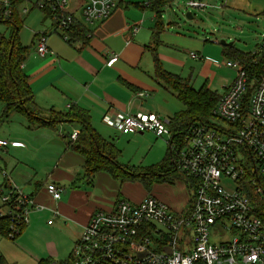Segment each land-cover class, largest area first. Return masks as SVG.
Instances as JSON below:
<instances>
[{"label": "built area", "instance_id": "built-area-1", "mask_svg": "<svg viewBox=\"0 0 264 264\" xmlns=\"http://www.w3.org/2000/svg\"><path fill=\"white\" fill-rule=\"evenodd\" d=\"M116 1L80 0L81 21L69 7L71 0H36L34 6L48 9L62 40L73 42V26L107 19ZM186 6L212 5L188 0ZM0 7V19L12 15L10 0H0ZM20 7L18 15L29 12ZM36 51L41 56L48 51L43 33L36 37ZM251 54L254 65L261 60V71L253 73L241 60H228L226 66L235 76L219 95L213 122L190 125L173 146L174 169L192 186V199L189 196L179 210L153 194L136 203L120 199L109 210L95 211L69 257L50 264H264V34ZM115 59L110 53L106 64ZM102 120L119 132L170 137L168 120L154 112H105ZM78 134V129L67 133L71 141ZM9 143L21 146L0 138V149ZM45 188L53 199L61 196L62 188L54 183ZM2 189L0 217H11L9 235H17L29 212L44 207L17 187ZM215 225L233 235L211 242L210 228Z\"/></svg>", "mask_w": 264, "mask_h": 264}, {"label": "crops", "instance_id": "crops-1", "mask_svg": "<svg viewBox=\"0 0 264 264\" xmlns=\"http://www.w3.org/2000/svg\"><path fill=\"white\" fill-rule=\"evenodd\" d=\"M224 1L223 7L228 3L235 6L237 2L258 4L261 7L260 13L264 15V0ZM146 5L147 0H117L115 10L107 19L83 24L87 30L84 38L73 42L62 40L55 19L44 9L39 12V16L36 14L31 17L29 21L35 20L37 23L33 28L35 25L46 24L42 28L33 29L28 45L20 42L29 50L21 69L27 77L34 103L40 108L57 111L67 110L69 105L85 109L94 130L108 141L111 139L105 138V135L114 128L102 120L105 112H154L167 119L179 111L166 116L144 100L145 96H151L150 92L156 95L167 90L154 77L151 51L155 47L163 68L171 72L173 67L167 68L163 62L165 59H161L158 54L166 44L180 43V50L193 48L196 52L204 51L207 46L205 40L180 37L167 31L161 21L163 28L159 43L155 45L151 33L152 27L159 20L155 12L145 8ZM69 7L81 21L80 0H71ZM146 15L149 20L145 18ZM87 32L90 35L87 36ZM40 33L45 34L48 48L42 56L36 51V37ZM110 53L116 59L108 65L106 62ZM190 53L185 52L188 56ZM162 54L167 53L164 50ZM171 60L177 58L167 61ZM203 85L208 87L206 81ZM226 86H223L221 92ZM139 92L144 95L139 96ZM15 119L11 118L7 123L12 125ZM18 120L13 128L9 124L6 128H0V138L21 143V146L9 143L6 148L0 149V187L3 182L7 183V187H17L21 192L31 195L44 209L29 212L17 240L23 241L25 235L38 230L43 221L48 228L70 232L72 240L76 241L90 216L97 210L111 209L121 199V191L129 181L115 179L106 171H97L90 177L85 175L83 156L68 148L63 139L68 132L78 129L75 124L64 122L55 128H30L24 118ZM30 137H35L37 144L33 146ZM38 142L43 148L38 146ZM48 183L62 188L58 199H53L47 193L45 187ZM162 201L172 209L179 210L186 205L187 198L182 193L180 202L179 199ZM49 253L56 256L58 250ZM4 258L7 262V257Z\"/></svg>", "mask_w": 264, "mask_h": 264}, {"label": "rangeland", "instance_id": "rangeland-1", "mask_svg": "<svg viewBox=\"0 0 264 264\" xmlns=\"http://www.w3.org/2000/svg\"><path fill=\"white\" fill-rule=\"evenodd\" d=\"M187 1L172 0L171 3L165 4L161 9V22L163 26L167 27V31L175 35L198 41L205 40L207 47L204 51L196 52L193 48L180 50V43L179 45L177 43L170 45L169 43L161 51H158L159 57L165 59L163 62L167 68L173 67L172 73L179 74L182 78H189L194 89L200 88L206 81L208 87L219 94L223 86L228 85L235 76V71L226 66V62L233 58L222 53V48L225 44L222 45L220 41H224L227 44L231 43L226 45H232L240 51L252 52L261 41V35L264 34V15L260 13L261 7L259 8L258 4H240L237 2L235 6L228 3L227 6L223 7L224 0L223 3L221 2L222 0H201V2H206L212 6L199 9L187 7ZM35 2L36 0H27L20 7V11L24 7L29 9L27 14L22 15V12L20 14L22 26L18 35L19 41L23 45L30 43L33 29L46 26V24L35 25L33 28L32 26L37 23L35 20L29 21L31 17L36 14L39 16V12H43L34 6ZM187 12L191 13V18L186 17ZM145 18L149 20L148 15ZM9 34L10 30L7 26L0 23V35L7 38ZM164 50L167 53L166 55L162 54ZM187 51L197 54L199 59H191L187 55L188 53L185 54ZM170 58H177V60L167 61ZM204 62H206V65ZM164 92H158L156 95L154 92H150L151 96H145L144 100L153 104L166 116L183 108L174 94L167 90ZM1 110L2 104L0 103V115ZM37 114L41 117H48L45 113ZM11 118H16L12 125L7 123ZM18 119L22 120L23 118L14 113H11L8 117L0 116V128L8 127L7 124L13 128L16 126ZM108 137L121 151V156L117 159L118 163L136 168L139 171L159 163L167 153L169 136L165 134L158 136L151 131H146L142 134L120 133L113 129L111 133L109 132L105 135V138ZM30 141L33 146L37 144L35 137H30ZM38 146L43 148L39 142ZM0 157L2 156L0 155ZM228 183L232 185L231 181H228ZM117 185L119 186L118 182ZM182 193H185L188 199L189 195L192 194V190L187 188L182 179L175 176L163 183H151L147 189L141 182L129 181L126 183L124 190L121 191L120 198L136 203L144 195L153 194L164 201L167 199H173V201L179 199L180 202ZM182 200L180 203H182ZM213 235L215 239H213ZM232 235V231H228L218 225L210 228V241L213 243L220 242ZM72 239L70 232L64 229L48 228L42 221L38 230L26 234L23 241H19L17 238L1 237L0 251L8 260L3 264H35L38 259H51L54 262L63 261L69 257L72 251L75 241ZM52 250H58V254L51 256L49 251Z\"/></svg>", "mask_w": 264, "mask_h": 264}, {"label": "trees", "instance_id": "trees-1", "mask_svg": "<svg viewBox=\"0 0 264 264\" xmlns=\"http://www.w3.org/2000/svg\"><path fill=\"white\" fill-rule=\"evenodd\" d=\"M27 0H10L13 6L11 16L0 19V23L7 26L10 34L7 38L0 35V103L2 104L1 117H8L10 113H16L22 116L30 128H55L59 123H72L78 127L79 134L74 141L69 140L68 135L63 139L66 146L79 153L84 158V172L90 177L97 171H106L113 178L121 181H138L146 189L151 183H163L178 176L182 179L189 190L192 186L181 177L174 169L172 162L173 144L178 145L181 136L192 124L206 123L210 124L214 120L213 109L216 106L219 95L206 85L194 89L187 78L167 71L163 68L158 58L155 47L152 49V58L154 63L155 79L172 94L182 105V109L175 112L167 118L166 127L170 132L168 140L167 153L157 164L151 165L144 170H137L133 167H127L118 163L117 159L121 156V151L111 141L104 139L91 125L88 112L76 105H69L67 110L57 111L53 109H43L38 107L32 97L31 89L28 85L27 77L21 69V64L26 59L29 50L19 41V30L22 26V19L16 12V7ZM172 0H147L150 11L155 12L156 19L159 20L152 27V41L155 45L159 43V35L162 31L161 9L165 4ZM1 11V7H0ZM44 12L50 13L48 9ZM51 15V13L49 14ZM83 25L73 26L71 37L74 40H82L86 34ZM224 45V44H223ZM224 53L230 58L239 59L247 66L249 71H261V60L254 65L255 57L251 52H243L232 45L223 47ZM37 113H45L48 117H41ZM6 181V180H5ZM8 188L7 183L3 182L0 187ZM192 199V194L189 195ZM14 221L10 216L0 217V236L16 239L19 234L10 236L9 231ZM23 225H19L20 232ZM19 232V233H20ZM5 258L0 252V264L5 263ZM51 259H40L36 264H50Z\"/></svg>", "mask_w": 264, "mask_h": 264}, {"label": "water", "instance_id": "water-1", "mask_svg": "<svg viewBox=\"0 0 264 264\" xmlns=\"http://www.w3.org/2000/svg\"><path fill=\"white\" fill-rule=\"evenodd\" d=\"M186 17H187V18H191V17H192L191 13H190V12H187V13H186ZM220 43H221V44H227V43H225L224 41H220ZM229 44H231V43H228V45H229ZM140 134H142V133H140Z\"/></svg>", "mask_w": 264, "mask_h": 264}]
</instances>
